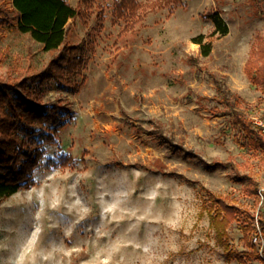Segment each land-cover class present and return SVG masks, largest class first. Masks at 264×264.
I'll return each instance as SVG.
<instances>
[{
	"label": "rangeland",
	"instance_id": "374dc122",
	"mask_svg": "<svg viewBox=\"0 0 264 264\" xmlns=\"http://www.w3.org/2000/svg\"><path fill=\"white\" fill-rule=\"evenodd\" d=\"M256 4L264 8V0H183L123 32L114 0H98L87 22L69 21L68 43L81 46L84 62L67 74L72 85L47 80L42 91L44 103L62 102L72 114L59 143L46 145L35 183L0 204V264H260L242 228L264 216V149L245 142L216 85L264 124V81L245 71L264 46ZM0 6L12 19L0 27V78L33 82L59 51L18 30L13 0ZM215 12L229 28L224 36L214 33ZM199 35L213 43L209 56ZM64 155L72 158L65 165ZM202 160L232 161L236 170ZM213 194L255 216L240 214L228 228L231 257L210 224Z\"/></svg>",
	"mask_w": 264,
	"mask_h": 264
},
{
	"label": "trees",
	"instance_id": "16d2710c",
	"mask_svg": "<svg viewBox=\"0 0 264 264\" xmlns=\"http://www.w3.org/2000/svg\"><path fill=\"white\" fill-rule=\"evenodd\" d=\"M97 1L81 0L84 6V9H81L73 7L67 0H13L18 30L22 33H30L32 38L41 43L46 51H59V54L50 62L45 73L33 77V82L26 78L22 80L0 78V204L21 189L35 183L33 173L46 153V145L59 143L60 132L67 124L65 119L70 117L72 110L62 102L44 103L42 87L47 80H53L64 86L74 83L70 77L66 76L79 69L84 59L82 55L77 56L76 54L81 46L68 43L67 25L70 20L77 18L87 22L86 19L91 16ZM182 1L114 0L112 14L114 22H124L123 32H127L134 29V26L150 11L163 9ZM256 7L258 15L264 17V8L260 4H256ZM209 17L215 27L214 33L222 36L228 33L229 28L218 12ZM11 21L7 10L0 6V27L10 25ZM205 39L204 35H199L194 41L200 45L201 54L209 56L213 43L211 40L205 42ZM82 45L85 46V41ZM4 61L0 51V66ZM245 71L254 83L264 81V46L258 47L252 53V57L245 66ZM216 85L221 103L233 114L234 123L241 130L245 142L256 148L264 149L263 126L248 119L239 111L240 96L223 90L218 81ZM219 113L222 115L225 112ZM152 134L166 140L172 149L184 150L182 146L175 144L172 139H168L161 133L152 132ZM71 159L70 156L64 155L60 161L65 165ZM53 163L57 164L55 161ZM203 163L209 168L222 165L236 170L232 161L227 163L203 161ZM251 185L253 193L259 197L261 192L258 186L253 183ZM211 199L208 214L210 224L215 231V239L223 247L225 254L231 257L235 252L229 250L228 228L240 214L247 213L252 219H255V216L249 210H244L235 203H229L222 195L213 194ZM258 224L264 237V216H259ZM255 230L256 228H253L251 224L243 227V238L253 249V255L260 259V253L252 242Z\"/></svg>",
	"mask_w": 264,
	"mask_h": 264
},
{
	"label": "built area",
	"instance_id": "2783aa9c",
	"mask_svg": "<svg viewBox=\"0 0 264 264\" xmlns=\"http://www.w3.org/2000/svg\"><path fill=\"white\" fill-rule=\"evenodd\" d=\"M258 123V122H257ZM260 125L263 126L264 128V124L263 123H260ZM252 242L253 244H255L257 246V249L260 253V264H264V254H263V247H264V244L263 243V235H262V232L260 230V227H256V231L253 235V239H252Z\"/></svg>",
	"mask_w": 264,
	"mask_h": 264
}]
</instances>
